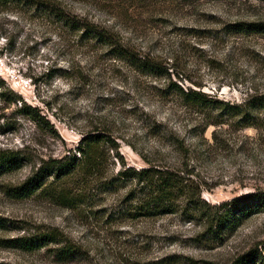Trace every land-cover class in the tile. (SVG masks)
<instances>
[{"label":"rangeland","instance_id":"obj_1","mask_svg":"<svg viewBox=\"0 0 264 264\" xmlns=\"http://www.w3.org/2000/svg\"><path fill=\"white\" fill-rule=\"evenodd\" d=\"M45 1L151 53L171 75L139 73L51 16L0 2V149L23 150L32 159L0 175V264H232L248 253L252 264H264V211L210 242L200 236V223L178 215L110 220L107 214L123 206L125 189L77 210L37 193L17 199L7 191L42 159L73 150L95 126L115 138L126 166L180 167L187 161L208 204L264 191V127L206 125L216 113L206 118L162 93L169 80L234 103L264 93V34L229 27L264 22V0ZM13 97L36 107L48 127L20 113V103L7 99ZM150 122L163 132L153 133ZM112 161V171L121 167ZM50 228L80 247L71 261H57L52 246L24 252L7 245L10 238Z\"/></svg>","mask_w":264,"mask_h":264},{"label":"trees","instance_id":"obj_2","mask_svg":"<svg viewBox=\"0 0 264 264\" xmlns=\"http://www.w3.org/2000/svg\"><path fill=\"white\" fill-rule=\"evenodd\" d=\"M0 2L3 5L36 10L51 16L62 27L78 33L81 41L100 44L111 57L123 61L139 73L171 75L169 68L156 56L131 46L115 32L71 14L50 1ZM229 27L234 32L264 34L263 21H238ZM2 89L4 87L0 83V95L5 97ZM162 93L166 98L175 97L184 106L206 118H211L216 113L218 118L207 122L206 125L218 126L229 122L237 128L264 127V93L247 94L240 102L234 103L219 100L200 89L183 87L171 80ZM7 99L20 103L18 111L30 118L39 128L48 127V121L36 107L26 104L20 97ZM148 125L153 133L163 132L164 128L159 125L151 122ZM177 140L178 146L187 152L189 146L184 145L182 139ZM118 148V143L106 128L95 126L82 135L73 150H68V153L60 158L42 159L31 167L29 174L21 182L8 187L7 191L17 199L37 193L57 206L77 210L82 206L96 205L103 200L104 194H114L125 189V194L119 198L123 206L107 214L110 220L122 217L137 219L178 215L184 221L200 223L203 226L200 236H205V240L210 242L215 238L220 239L219 234L236 229L255 213L264 211V191L257 190L211 205L201 198L198 184L190 177L192 170L188 169L187 161L180 167L149 164L136 169L125 165ZM112 157L121 162V167L116 171H112L110 166L114 164ZM30 162L32 159L23 150L0 149V175L15 171ZM97 212L94 214L99 215ZM7 243L9 247L24 252L52 246L51 255L60 262L71 261L80 248L57 228L42 231L37 229L34 234L19 235L10 238ZM253 261L254 255L248 253L239 256L232 264H252Z\"/></svg>","mask_w":264,"mask_h":264}]
</instances>
